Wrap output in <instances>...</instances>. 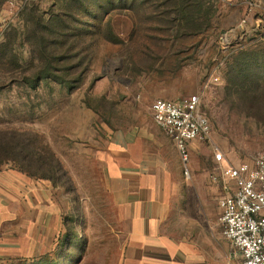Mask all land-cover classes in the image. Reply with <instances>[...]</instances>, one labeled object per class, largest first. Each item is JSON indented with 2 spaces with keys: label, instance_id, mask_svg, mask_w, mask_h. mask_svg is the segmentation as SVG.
Instances as JSON below:
<instances>
[{
  "label": "rangeland",
  "instance_id": "374dc122",
  "mask_svg": "<svg viewBox=\"0 0 264 264\" xmlns=\"http://www.w3.org/2000/svg\"><path fill=\"white\" fill-rule=\"evenodd\" d=\"M80 1L0 0V169L46 173L65 218L56 249L33 264L118 263L121 222L99 164L106 132L142 123L157 98L194 93L213 134L192 152L185 184L196 205L188 230L216 256L223 185L213 178L219 170L214 151L225 152V164L264 155V57L251 55L264 56V0H252L253 7L246 0H83L90 11L78 10ZM70 5L76 13L67 23L86 39L66 61L59 51L45 60L27 33L34 25L29 13L35 8L55 22ZM243 19L245 31L235 35L240 47L220 57L221 35ZM91 25L102 34L90 35ZM55 47L48 43L47 50ZM52 66L76 82L42 77ZM201 196L210 203L204 216ZM225 242L233 261L234 248ZM234 259L241 261L238 254Z\"/></svg>",
  "mask_w": 264,
  "mask_h": 264
},
{
  "label": "crops",
  "instance_id": "0c3cea01",
  "mask_svg": "<svg viewBox=\"0 0 264 264\" xmlns=\"http://www.w3.org/2000/svg\"><path fill=\"white\" fill-rule=\"evenodd\" d=\"M106 134L99 164L121 222L116 231L122 236L117 264H241L234 259V247L233 261L227 260L223 235L216 256L191 238L188 224L196 204L192 186L185 184L191 177H184L181 154L152 113L140 124L109 128ZM197 142L190 143L192 170ZM198 200V213L204 216L209 199ZM64 231L65 218L50 180L16 168L0 169V262L50 254Z\"/></svg>",
  "mask_w": 264,
  "mask_h": 264
},
{
  "label": "built area",
  "instance_id": "2783aa9c",
  "mask_svg": "<svg viewBox=\"0 0 264 264\" xmlns=\"http://www.w3.org/2000/svg\"><path fill=\"white\" fill-rule=\"evenodd\" d=\"M246 2L253 7L252 0ZM245 26L243 19L235 26L236 30L233 28L221 35L218 42L220 57L239 46L240 41L235 35L240 36ZM1 35L0 26V39ZM217 74L214 80L219 79ZM150 110L155 122L174 141L185 166L184 174L190 178L191 141H211L213 134V123L203 108L201 95L157 98ZM213 159L219 169L213 178L220 177L223 185L218 198L222 235L235 248L241 264H264V155L238 164H225V152L216 148Z\"/></svg>",
  "mask_w": 264,
  "mask_h": 264
},
{
  "label": "trees",
  "instance_id": "16d2710c",
  "mask_svg": "<svg viewBox=\"0 0 264 264\" xmlns=\"http://www.w3.org/2000/svg\"><path fill=\"white\" fill-rule=\"evenodd\" d=\"M80 2H81V6L78 7V10L80 9V10L90 11V8L83 2V0H81ZM31 10L32 11L29 13L30 15L29 18L33 20L34 25L33 27H30L28 29L27 33L28 35H30V38L35 39V42L37 43V46L39 47V50L41 52V57H44L45 60H49L51 58L50 55H53L56 53V51H59L58 53L59 55L62 56V60L66 61V59H69L71 52L76 51L78 53L76 49L77 45L79 43L83 44L84 39L86 38L84 37L85 36L84 32H80L77 26L67 23V16L69 15L74 16V14L76 13L73 12V5L69 6L68 11L65 10L67 12L59 13L56 17L55 22L45 20L42 14L36 12L35 8H32ZM90 27L91 29H89L90 31H88V33H91L90 35H94L95 37L97 35L102 34L101 31H99L100 29L94 28L92 25ZM48 43H53L56 47L54 49L49 48V50H47ZM243 48L244 47L241 46L240 50H242ZM84 51H87V49L85 46H82L81 49L79 50V54L83 52V55H85ZM251 55H253V57H258L259 59L261 57L262 58L264 57V56H259L258 54H251ZM84 57L86 56H81L82 61H84L85 59ZM45 69H47V71L44 72L45 75H42V77L44 76L54 77V79L59 83H72L73 85V83L76 82L77 80L76 78H74V76L69 77L68 75L64 76L62 74H58L57 72L58 70L56 69V66H52V68L46 67ZM64 69L69 70L67 67H64ZM65 72L69 74L68 71ZM30 175L38 176L35 173H32ZM38 177L50 179V177H48L46 173L39 174ZM44 256L35 258L30 261L26 259H17V260H12L11 262H18L20 264H33L36 260H39Z\"/></svg>",
  "mask_w": 264,
  "mask_h": 264
}]
</instances>
